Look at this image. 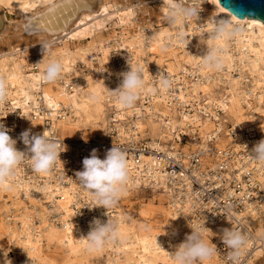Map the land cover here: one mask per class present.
Returning a JSON list of instances; mask_svg holds the SVG:
<instances>
[{"label":"bare ground","instance_id":"obj_1","mask_svg":"<svg viewBox=\"0 0 264 264\" xmlns=\"http://www.w3.org/2000/svg\"><path fill=\"white\" fill-rule=\"evenodd\" d=\"M72 1L0 0V75L7 78L9 95L21 109L24 130L50 136L55 129L60 145L69 149L86 134L105 131L109 120L123 135L146 137L151 146L165 150H170L173 144L168 140L179 132L188 134L185 150L195 145L203 152H207L210 140L219 148L229 142L247 141L245 131L254 126L264 137V22L237 16L218 0L196 4L197 18L187 21L185 29L157 24L168 13L164 0L135 5L132 0H86L94 1L95 7L81 8L77 14L71 8ZM184 2L192 4V0ZM225 18L239 23L242 31L219 42L225 49L223 68H205L201 57L217 43L211 38L215 22ZM110 19L123 29L132 26L134 34L127 37L121 32L111 39L96 38L89 46L71 47L86 34L102 32ZM177 29L185 32L186 41L174 42ZM42 40L53 43L46 54ZM116 57L123 60L117 62ZM57 58L64 63L61 76L54 82L43 81L45 66ZM30 61L37 62V70L31 69ZM79 62L85 69L78 67ZM103 65L105 72L101 71ZM137 65L144 68L145 89L133 108H120L109 91L117 90L123 81L121 74ZM164 71L173 82L169 90L160 89L158 82L157 75ZM249 79L251 84L246 83ZM93 93L99 96L98 102L90 101ZM37 105L41 111L36 116L29 114ZM44 118L50 124L44 125ZM229 121L232 124L228 127ZM74 133L78 139L71 137ZM208 157L205 155V160ZM73 184L70 180L53 190L50 182L36 185L30 179L14 177L10 191L0 188V228L19 254L14 256L15 252L0 247V264L6 260L11 264H57V253H61L62 264H174L171 254L191 235L192 227H205L204 238L207 242L215 238L214 247L228 225L227 218L205 226L189 221L172 206L166 185L153 189L160 203H155L153 196L142 203L139 218H130L123 199L132 204L130 189L146 188L139 179L129 177L113 219L120 225L122 241L89 252L87 235L76 224L70 206ZM51 199L59 212L58 222L47 217L44 201ZM240 215L244 221L256 223L252 214L244 211ZM255 234L261 235L262 244L255 248L249 264H264V220L255 224ZM203 262L230 264L217 252Z\"/></svg>","mask_w":264,"mask_h":264},{"label":"built area","instance_id":"obj_2","mask_svg":"<svg viewBox=\"0 0 264 264\" xmlns=\"http://www.w3.org/2000/svg\"><path fill=\"white\" fill-rule=\"evenodd\" d=\"M31 69H38L36 61L31 63ZM106 70L105 65L101 66L102 72ZM163 76L169 77L166 71ZM35 107L28 113L36 116L41 110L39 105ZM21 116L20 107L14 104L9 95L7 102L0 105V124L16 140V148L27 152V146L20 139V134L25 131L21 126ZM48 124V118H44V125ZM179 133L168 140L173 145L170 150H165L151 146L146 137L136 139L132 134L123 135L114 121L109 120L102 136L80 139L73 142L70 149L60 145V160H57L49 174L33 172L31 161L26 159L18 166L20 172L15 177L19 181L30 179L36 185L50 182L53 190L68 185L72 180L74 188L70 191V206H73L76 224L87 235L95 219L102 223L113 221L119 210L117 206L108 209L99 206L92 193L80 185L76 173L83 170V159L90 157L93 149L97 150L100 159H104L109 149L118 147L127 156L129 177L139 179L140 184L149 191L163 189L166 185L172 206L189 221L197 226H205L227 218L226 229H242L248 237V244L242 251L240 264H249L255 248L262 244L261 235H253L255 224L264 220V163L254 160L251 154L254 146L264 137L253 127L245 131L248 134L247 141L229 142L219 148L210 140L207 152H203L198 146L185 150L188 134ZM50 137L61 142L55 129L51 131ZM205 155H209L206 160ZM76 158L81 161L77 162ZM58 196V193L54 195V200ZM44 203L48 209V219L58 222L59 212L54 208L53 199L45 200ZM244 211L248 215L252 214L256 223L244 221L240 215ZM222 236L223 233L214 247L218 255L230 263L227 259L230 249L223 243Z\"/></svg>","mask_w":264,"mask_h":264},{"label":"clouds","instance_id":"obj_3","mask_svg":"<svg viewBox=\"0 0 264 264\" xmlns=\"http://www.w3.org/2000/svg\"><path fill=\"white\" fill-rule=\"evenodd\" d=\"M164 7L168 13L166 20L168 25L176 28L181 26L185 29L187 21L196 19L199 7L195 3L186 4L184 0H164ZM242 31L239 23L230 18L220 19L215 22L211 38L217 41L208 47L206 53L201 57V64L208 69L221 70L224 66L225 49L220 41L230 39ZM183 30L177 29L174 42L186 41ZM42 51L46 54L53 46L52 41L42 40ZM64 63L62 59H52L44 68L41 79L46 82L56 81L63 72ZM123 81L119 88L109 91L116 98L120 108H133L141 92L145 89V73L142 66H135L129 71L122 73ZM159 77V85L162 90H169L172 81L163 75ZM8 80L0 75V105L7 102ZM153 93L157 89H151ZM91 102H98L99 96L93 93L89 97ZM20 139L27 146V152L16 148V140L12 139L0 124V188L11 190L10 181L16 175V169L26 159L31 161V169L37 174L50 173L60 156V142L50 137L46 132L42 135H32L30 130L20 134ZM97 150L93 149L90 157L83 159V170L76 173L80 185L92 193L96 203L104 208L115 207L126 190L129 181V162L124 151L118 147H112L106 153L104 159L97 156ZM30 154V155H29ZM252 158L264 163V140L259 141L252 149ZM60 160V159H59ZM205 228V227H204ZM204 228L192 227L191 235H188L176 251L171 254L174 264H196V261L211 260L216 254L213 247L204 238ZM86 248L89 252L101 251L106 244L122 241V233L118 222L108 220L102 223L95 219L86 237ZM223 243L230 249L227 259L230 264H240L242 251L248 244V237L242 229H225L222 236ZM11 264V261H5Z\"/></svg>","mask_w":264,"mask_h":264},{"label":"rangeland","instance_id":"obj_4","mask_svg":"<svg viewBox=\"0 0 264 264\" xmlns=\"http://www.w3.org/2000/svg\"><path fill=\"white\" fill-rule=\"evenodd\" d=\"M152 0H132V3L135 5V4H139V3H143V2H146V3H151ZM192 3H195V4H202L204 3V5H208V3L205 1V0H197L196 2L194 0H192ZM96 10V9H95ZM93 10V11H95ZM157 24H161V25H167L168 22L165 18H160L159 20L156 21ZM106 26L103 27V31L100 32V33H96V34H86L84 36H82L77 42H74L71 44V47L73 48H78V47H84V46H89L93 43V41L96 39V38H103V39H111L114 35H119L121 34V32H124V34L127 36V37H130L134 34V29L133 27L131 26L130 28H126L124 27H121L119 26L116 22H115V19H110V20H107L106 22ZM123 30V31H122ZM120 31V32H119ZM109 37V38H108ZM183 54V52L180 53V55ZM34 59L36 60V58L34 57ZM160 59V56L157 57V60ZM116 60L117 62L118 61H121L123 60L122 58H118L116 57ZM33 61H30L29 64L31 66V63ZM81 65V66H80ZM83 66V67H82ZM98 66V64L96 65ZM188 66V65H187ZM78 67L80 69H85V66L83 64V62H79L78 63ZM190 69H194L193 67H191L190 65L188 66ZM190 76V75H189ZM187 77L188 79H191L190 77ZM251 80L249 79L248 81H246V83H249L251 84ZM140 103V101L138 102ZM231 121H229L227 123V126L229 127L231 125ZM255 130L260 134L262 135V133H260V130L258 129V127L254 126ZM104 129V128H103ZM102 130H100L99 132L100 133H88L86 134L83 138H88V137H100L102 136V132H104ZM98 131V130H96ZM61 133V131H60ZM73 136V137H72ZM243 136V135H242ZM72 138H76L77 136H75V133L71 135ZM150 137V136H149ZM80 138V137H79ZM78 139V138H76ZM163 140V139H162ZM195 147V145L193 146ZM132 193V204H128V203H125V200L123 199V203L122 205H126L127 207V211L129 213V217L130 218H139L140 217V209H141V206H142V203L144 202H149L151 200V198L153 196H155L154 198V201L155 203H160V199L158 197V192L156 191H149L147 189H144V190H137V191H133V189L131 190ZM157 198V199H156ZM153 200V199H152ZM164 204L167 203V201L165 200H161ZM168 204V203H167ZM212 240H215V238H213ZM212 240H209V243L210 244H213L212 243ZM10 246V247H9ZM0 247L2 248H6L8 249L10 252H15L14 253V256L16 255L17 257H19V254L16 253V250L14 251L13 247L10 245V241L8 240V237L6 236L5 234V230L0 228ZM11 248V249H10ZM51 248H54V247H51ZM47 251V250H46ZM12 256V255H11ZM55 257V261L57 262V264H62V261H63V258L61 256V253H57ZM220 257V256H219ZM220 259H222L220 257ZM223 260V259H222ZM224 261V260H223ZM13 264V263H12ZM196 264H204V262H201V261H196Z\"/></svg>","mask_w":264,"mask_h":264},{"label":"water","instance_id":"obj_5","mask_svg":"<svg viewBox=\"0 0 264 264\" xmlns=\"http://www.w3.org/2000/svg\"><path fill=\"white\" fill-rule=\"evenodd\" d=\"M85 1L86 0H75L71 2L72 3L71 8L76 10L75 11L76 14L78 10H80L81 8L90 9L95 7L94 1L90 3L88 2L85 3ZM218 1L227 11L237 16L259 19L260 21L264 22V0H218ZM53 11H54V17H56L57 12H55L56 11L55 9ZM38 22L39 21H36V23Z\"/></svg>","mask_w":264,"mask_h":264}]
</instances>
